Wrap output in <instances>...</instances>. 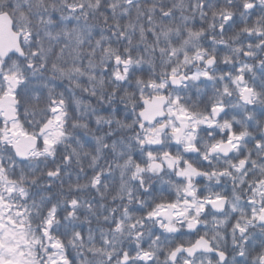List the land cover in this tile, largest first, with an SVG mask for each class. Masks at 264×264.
<instances>
[{"label":"snow or ice","instance_id":"6c2138e0","mask_svg":"<svg viewBox=\"0 0 264 264\" xmlns=\"http://www.w3.org/2000/svg\"><path fill=\"white\" fill-rule=\"evenodd\" d=\"M0 264H264V0H0Z\"/></svg>","mask_w":264,"mask_h":264}]
</instances>
